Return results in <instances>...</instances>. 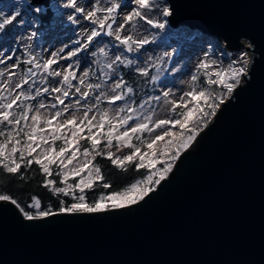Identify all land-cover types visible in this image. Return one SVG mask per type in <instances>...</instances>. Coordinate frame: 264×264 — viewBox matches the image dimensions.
Segmentation results:
<instances>
[{"label": "water", "instance_id": "95a60500", "mask_svg": "<svg viewBox=\"0 0 264 264\" xmlns=\"http://www.w3.org/2000/svg\"><path fill=\"white\" fill-rule=\"evenodd\" d=\"M167 1L170 23L250 51L247 75L137 204L29 221L0 201V264H264V0Z\"/></svg>", "mask_w": 264, "mask_h": 264}, {"label": "snow or ice", "instance_id": "6c2138e0", "mask_svg": "<svg viewBox=\"0 0 264 264\" xmlns=\"http://www.w3.org/2000/svg\"><path fill=\"white\" fill-rule=\"evenodd\" d=\"M134 4L136 7H131ZM155 0H106L104 6L101 5V0H66L61 6L66 9H71L72 12L68 14V20L72 23H79V20L89 22L93 27L86 37V43L82 46L87 48L95 38L99 37L101 33L108 36H114L116 41L124 45L128 52L142 48L148 44V40H136L131 34L121 35L127 28H136L135 21H143L152 28L164 29L167 24V19L163 22L153 20L149 16L144 15L143 10H149L153 14L162 15L164 18L170 17L172 11L169 6L155 5ZM90 9V10H89ZM124 9H130L124 14ZM36 12H41L40 7L35 8ZM122 17V19H121ZM12 19H4L0 22V30H3L6 25L11 24ZM88 32V29H85ZM35 35V33H33ZM79 43V41H77ZM63 51V49H61ZM81 51L78 47L74 51H69L67 56L62 59H69L76 56ZM103 53L104 49L101 48ZM53 58L46 60L42 67L45 72L53 76H61V83L67 85L68 90L61 87H53L49 89L45 87L42 89L43 93L49 91L59 93L54 97L55 103L50 107L57 109L47 118H42L41 109H45L48 105L39 103L35 109L34 114L32 106L23 108L21 113L16 116L12 109L14 106L20 107L18 102L23 100H35L36 96L41 95V90L37 89L36 96L27 95L25 92H16V89H21L23 85L28 84V79H24L22 83H17L12 87L5 82L2 86L4 91L8 92L6 96H0V100H7V103H0V126H4L5 130L0 131V136L5 137L4 142L0 143V168L8 174H20V178L24 179L21 173V168H30L33 163L39 166L41 172L45 176L44 187L49 188L53 194H63L64 196H73L78 203H72L70 206H63L61 201L59 212L61 213H95L102 212L109 208L120 209L130 205H135L139 201L145 199L149 193L155 191L153 185H159L167 175L172 171L173 163L179 159L181 153L187 150L199 135V126L207 127L205 123L211 117H215L217 110L221 105H224L226 98L224 93L229 96L241 84L242 78L247 75L241 62L248 53L241 51L237 60L231 62L226 70H214L209 72V69L214 65L206 61H202L197 71L206 77V84L203 87L197 85L200 76L194 74L191 76L192 87L188 91L182 92L178 99H168L170 95H174L171 89L162 92L154 99L159 102L163 97L170 105L169 112L172 114L169 118L153 120V115L149 114L143 117L141 122L130 124V121L139 119L134 114L135 108L119 107L116 111L115 117L110 116L108 111H99L98 114L93 113V109L98 107L97 103L92 105H81V99L78 98L74 103H65V100L72 95L71 89H75L76 94H80L82 99L87 100L91 90L99 89L100 84H87L88 91H81L80 86L72 84V80L77 79L75 72L68 71L72 65L69 64L62 74L60 71H49L53 65L58 64V53L53 52ZM207 55V54H206ZM11 59V57H8ZM121 57L116 56V61H120ZM0 63L4 61L0 60ZM33 63V60L27 61ZM129 64L132 61H128ZM19 63L12 65V68H18ZM35 67L39 68L41 65L37 63ZM109 69L112 64H108ZM143 75H147L146 69H137ZM32 73V69H28ZM34 75V73H32ZM4 75L0 72V76ZM15 75L14 72L9 71V81ZM85 77L88 73L83 74ZM84 79L79 80V85H84ZM218 86L222 88L223 92H216L214 88ZM126 87V93L120 92L115 95L107 97V102L110 105H115L118 101H123L126 94L133 92L132 87H127L126 83L119 80L115 83L112 89ZM104 93L95 96V101L99 102ZM58 105H63L58 108ZM143 107V105H141ZM75 108L80 111L83 108L82 116H77L76 112L71 111ZM127 111V115H121ZM67 114V116L65 115ZM91 114V115H90ZM31 121V124L28 121ZM54 121H56L54 123ZM151 125V126H150ZM10 126V127H9ZM28 129V130H26ZM121 129H123L121 131ZM159 130V131H157ZM144 133L151 135V139H143ZM138 141L133 143V141ZM63 143L57 150L56 142ZM84 141L88 147H84L81 152L80 142ZM104 141L103 147L101 142ZM9 145L11 148L9 149ZM47 145V147H44ZM115 147L116 152L122 151L123 148L129 149L128 153L122 156H117L112 151ZM39 149V153H37ZM143 149V150H142ZM35 154V155H34ZM83 156V163H79V157ZM97 156H105L111 164L122 170H127L129 166H134L137 169H147L148 175L143 179L132 183L123 191H114L108 194H101L98 199H95L92 204L85 201V190L91 189L96 185L97 181H104L105 177L101 173V168L93 164ZM74 162L78 166H74ZM157 163H162L163 168H157ZM53 165L58 171L56 176L61 178V183L64 187L55 186L56 182L48 177L53 175ZM79 179H75V178ZM70 178L74 183H69ZM104 189H109L111 185L104 182L101 185ZM79 190V195L75 192ZM19 207L17 201L8 195H0V201H9ZM32 204L30 207L37 209L35 215L24 212L27 220L31 221L56 213L49 211H40L41 201L36 197H32ZM23 211V209H21Z\"/></svg>", "mask_w": 264, "mask_h": 264}, {"label": "rangeland", "instance_id": "374dc122", "mask_svg": "<svg viewBox=\"0 0 264 264\" xmlns=\"http://www.w3.org/2000/svg\"><path fill=\"white\" fill-rule=\"evenodd\" d=\"M64 2L66 0H50L49 3L41 5L32 4L29 0H0V22L4 19L15 17L12 20V27L8 30H5V28L0 30V60L4 61V63H0V72L4 73V75L0 76V96L8 95V92L2 88L5 82L14 87L15 84L22 83L24 79H28V84L23 85L21 89H16L12 95L23 91L27 95L36 96L37 89L41 90L42 93L36 96L35 100L29 99L18 102L20 107L14 106L12 109L16 116L21 113L23 108L32 106L33 112L29 113V116H31L41 102L48 105L45 109L40 110L42 118L49 117L51 113L57 110L52 109L50 105L56 102L54 97L60 94L51 91L48 93L42 92L45 87L49 89L61 87L64 90H68L67 85L61 83L62 75L59 77L49 75L42 67L46 60L53 58L51 55L53 52L58 53L57 57H55L58 60V64L53 65L49 71H60L63 74L67 66L71 64L72 68L67 70L75 72L77 77V79L72 80V84L80 86L82 92L88 91L87 84L89 83L101 85L99 89L94 88L91 90L87 100L82 99L80 94H76L74 88L71 89L70 91L73 94L65 100L66 104L74 103L76 99L80 98L81 105L98 104V107L94 108L91 114H98L99 111H108L109 115L113 117H115L119 107H124L125 109L132 107L136 109L134 115L139 119L130 121V124L141 122L143 117L149 114L153 115V120L169 118L172 115L169 112L170 105L163 97L159 102L154 97L157 95L162 96L163 91L171 89L174 95H170L168 99H178L182 92L188 91L192 87L191 76L194 74L200 76L197 85L203 87L206 84V77L197 71V67L202 61L214 65L213 68L209 69V72H211L214 70H226L231 62L237 60L241 51L247 52L249 58L252 55L245 48L228 49L215 37L203 35L199 30L187 25H182V27L171 25L168 17L164 18L162 15L153 14L147 9L143 10L144 15L161 22L167 19V24L164 29H158L152 28L143 21H135L137 24L136 28L129 27L121 33L122 36L131 34L136 40L146 39L149 41L148 44H145L139 50H136L135 46H133L134 50L128 52L124 45L115 40L114 36L104 35L103 33L95 38L87 48H83L82 46L86 43V37L93 26L82 19L79 20V23L69 21L68 14L72 10L63 8L61 5ZM113 2H116V0H113ZM105 3L106 0H101L102 6ZM81 5L83 6V0H81ZM155 5H159L162 8L165 5L168 6V3L167 0H155ZM37 6L51 10L52 16L48 22L42 23L39 21L38 15L35 14ZM131 7H136V5L132 4ZM129 10L124 9V14ZM85 29L89 31L86 32ZM78 47H81V51L76 56L67 60L62 59V57L67 56L69 51H74ZM101 48L104 49L103 53L100 52ZM116 56H120L121 60L116 61ZM8 57H11V59H8ZM29 60H33V63H27ZM128 61H132L136 69L147 70L152 68L153 83L139 99L134 100L130 93L125 95L123 101L110 105L107 102V97L120 92L126 93V87L116 89L115 92L112 89L115 87V83L121 80L119 65L122 63L127 65L129 64ZM17 63H19V67L12 68V65ZM37 63L41 67H35ZM108 64H112L111 69L107 67ZM29 68L32 69L34 75L28 72ZM9 71L15 73L10 81L8 79ZM85 72L88 73L87 77L83 75ZM80 79H84V85H79ZM127 87L129 86L127 85ZM215 91L219 93L224 90L216 86ZM100 93H104V96H101L100 101L96 102L95 96ZM224 95L226 97L228 94L224 93ZM0 103H7V100H0ZM62 107L63 105H58V108ZM71 111L76 112L77 116H82L83 114V108L80 111H76L73 108ZM127 114H129L127 111L121 113V115ZM65 115L67 116V114ZM209 120H206L205 123ZM28 123L31 124V121L29 120ZM203 127V125H200L198 130ZM2 130H5L4 126H0V131ZM142 138L151 139V135L144 133ZM4 139L5 137L0 136V143H3ZM62 143V141L56 142L57 150ZM44 147H47V145ZM10 148L11 145H9ZM125 149L120 152H113L117 156H122L128 153ZM39 151L37 149V153ZM79 163H83L82 155L79 157ZM93 164L97 165L94 161ZM159 164L157 163L156 167L163 168V165ZM74 166H78V164L74 162ZM146 176L137 181L143 180ZM77 179L79 178L77 177Z\"/></svg>", "mask_w": 264, "mask_h": 264}, {"label": "trees", "instance_id": "16d2710c", "mask_svg": "<svg viewBox=\"0 0 264 264\" xmlns=\"http://www.w3.org/2000/svg\"><path fill=\"white\" fill-rule=\"evenodd\" d=\"M42 9V8H41ZM38 19L42 23L48 22L52 16V12L48 8H43V11L36 12ZM12 24L5 26V30L12 27ZM119 70L121 74V80L125 82L129 87L133 88L131 93L134 100L139 99L148 91V87L152 85V68L147 69V75H143L137 71L133 63L131 64H120ZM217 88H220L217 86ZM215 90V88H214ZM105 142H101V147ZM134 143L138 144V141L134 140ZM81 151L84 147H88L84 141L80 142ZM124 150V148L122 149ZM126 152L129 149H125ZM112 151H116L113 147ZM96 164L101 168V173L104 175V181H97L96 185L91 189L85 190V201L88 204H92L95 199H98L101 194H108L114 191H123L129 187L132 183H135L138 179L143 178L148 173L147 169H137L134 166H129L127 170L117 168L105 156H97L94 160ZM159 165H163L160 163ZM53 167V175L48 177L56 182L55 186L64 187L61 183V178L56 176L55 173L58 171L55 165ZM21 173L24 175V179L20 178V174H8L2 168H0V195H8L12 199L17 201L20 209L23 212L35 215L37 209L30 207L32 204V197H36L41 201L40 211H57L59 210L63 201V206H70L72 203H78L73 196H64L63 194H53L49 188L44 187L45 176L41 172L38 165L33 163L30 168H21ZM77 179V178H75ZM107 182L111 185L109 189H104L101 185ZM69 183H74V180L70 178ZM75 195H79V190H76Z\"/></svg>", "mask_w": 264, "mask_h": 264}, {"label": "clouds", "instance_id": "9594fccd", "mask_svg": "<svg viewBox=\"0 0 264 264\" xmlns=\"http://www.w3.org/2000/svg\"><path fill=\"white\" fill-rule=\"evenodd\" d=\"M249 60L248 56H245L244 60L241 62V66L245 68L246 71L249 69Z\"/></svg>", "mask_w": 264, "mask_h": 264}, {"label": "bare ground", "instance_id": "6f19581e", "mask_svg": "<svg viewBox=\"0 0 264 264\" xmlns=\"http://www.w3.org/2000/svg\"><path fill=\"white\" fill-rule=\"evenodd\" d=\"M50 1V0H49ZM49 1H48V3H49ZM180 27H182V25L180 26ZM184 27V26H183ZM212 35V37H215L216 38V40H219L220 42H221V44H224L225 45V41H224V39H222V38H219V37H217L216 35H214V34H211Z\"/></svg>", "mask_w": 264, "mask_h": 264}]
</instances>
